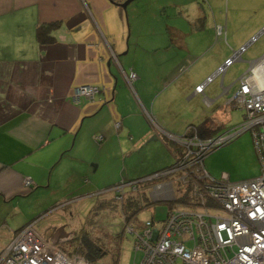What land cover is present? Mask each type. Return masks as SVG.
I'll use <instances>...</instances> for the list:
<instances>
[{
	"label": "crops",
	"instance_id": "0c3cea01",
	"mask_svg": "<svg viewBox=\"0 0 264 264\" xmlns=\"http://www.w3.org/2000/svg\"><path fill=\"white\" fill-rule=\"evenodd\" d=\"M124 1L0 0L2 211L1 205L15 203L20 212L19 200L39 197L34 207L38 212L47 209L36 218L41 219L56 205L62 207L68 196L100 195L95 191L119 180L146 178L172 166L175 156L161 131L179 137L175 133L204 121L212 127L210 118L199 121L203 108L223 114L233 107L231 97L217 102L237 85L250 62L264 55L243 61L251 44L238 61L247 63L244 73L225 85L233 63L223 77H215L197 93L232 50L245 46L264 28V0L155 3L147 26L140 28L131 20L134 8L117 5ZM53 22L60 24L54 42L41 47L36 27ZM214 26L225 27L226 41L221 42L228 50L215 39ZM138 49L144 57L139 58ZM204 50L216 56L202 67ZM129 51L138 63L122 57ZM122 69L136 74L131 85ZM216 79L221 90L211 86ZM84 84L98 86L100 94L92 101L74 100L73 90ZM95 136L102 137L101 143ZM144 149L152 155L136 160L135 154ZM102 173L109 180L105 185L98 179ZM39 222L34 220L33 228ZM27 224L0 232V251ZM47 224L36 230L45 240L61 241L68 235H61V229L47 235L52 226Z\"/></svg>",
	"mask_w": 264,
	"mask_h": 264
},
{
	"label": "built area",
	"instance_id": "2783aa9c",
	"mask_svg": "<svg viewBox=\"0 0 264 264\" xmlns=\"http://www.w3.org/2000/svg\"><path fill=\"white\" fill-rule=\"evenodd\" d=\"M263 33L264 28L245 46L232 51L231 57L196 92L202 93L215 77H223L227 68L240 61L241 54ZM214 34L217 41H226L225 27L214 26ZM121 71L128 84L136 80L134 72ZM236 83L229 102L243 111V123L234 135L199 140L195 136L186 138L191 130L182 137L161 131L167 140L179 144V155L172 166L139 183L175 176L179 187L174 189L173 182H169L152 191V198L171 203L165 220L126 227V232L134 236V251L142 253L137 264H264V55L250 62ZM100 92L98 86L84 84L72 93L74 100L92 101ZM114 127L119 128V123ZM249 130L260 164L259 177L240 182H231L226 175L213 179L204 168V158L212 149ZM102 140L95 136L96 143ZM111 191L120 202L136 189L126 191L125 184L120 183ZM183 198L188 204L181 202ZM67 238L65 241L71 239ZM59 242L64 241L42 238L31 222L0 251V264H92L85 257L65 253Z\"/></svg>",
	"mask_w": 264,
	"mask_h": 264
},
{
	"label": "rangeland",
	"instance_id": "374dc122",
	"mask_svg": "<svg viewBox=\"0 0 264 264\" xmlns=\"http://www.w3.org/2000/svg\"><path fill=\"white\" fill-rule=\"evenodd\" d=\"M175 1L178 0H135L130 3L131 8H134L133 14H131V20L136 22L138 28L147 26L148 21L151 19L152 12L155 10V3H173ZM200 3L203 4V1ZM205 10L210 11L208 7H205ZM219 44L222 49L228 50L221 41ZM229 45L231 46L230 43ZM219 48L220 47H217L216 51H218ZM203 53L204 54L201 57L203 59L199 66L203 67L213 63L216 52L211 51L208 53L204 50ZM263 53L264 34L246 50L242 56V60H254L259 58ZM138 54L139 58L145 56V53L140 49H138ZM122 57L129 63L132 57L137 63L139 61L137 56H132V51H129V53L127 52ZM245 66H247V63L242 61L236 62L232 65L225 77V85H229L239 75L244 73ZM219 81V79H216L211 86L217 85L218 89L221 90ZM236 89L237 85L232 88L227 95L222 96L217 102V105L229 100ZM215 114L216 111H214V108L206 106L203 108L202 116L199 120L202 121L210 118L209 122H211V126L221 127V131L217 136H214L215 138L221 135H223V137L234 135L243 123V111L230 106L224 109L223 114ZM182 133H186L185 128L184 130H181V132L175 134L181 136ZM149 146H151V144H149ZM157 150L158 149H154L153 152ZM146 151L147 149H144L142 153H136L134 158H136V160L145 159L148 157L147 155H152L149 151H147L148 154H146ZM159 152L160 151L158 150L155 154H160ZM203 165L208 174L215 180H220L223 175H226L231 182L246 181L259 177L260 164L255 152L251 131H244L235 135L227 143L212 149L204 158ZM102 176L103 177H99L98 179L100 183L105 181L104 184L100 185H105L107 181H109L107 173H102ZM141 180H143V178L132 180L134 183L133 186H130L132 181L130 182V180L127 179L119 180L118 184H125L126 191H131L135 188L136 191L130 193L137 196L139 194L138 190L142 187L139 185V181ZM169 182H173L174 189H178L179 184L176 182L175 176H169L144 183V186H147L145 203L148 205L142 208L137 214L135 221H131L129 224H124L121 204L114 200V192L106 186L107 188H100L95 191L100 193V195L91 194L83 196V198H80L78 195L68 196L64 202L61 203L63 204L62 207H58V204L53 210L46 212V216L41 219L38 218L40 222L35 226L34 230L38 231V228L39 230L42 229L47 223V225H52L48 228L47 235H50L55 229H61V235H68L64 236V242H59L58 246L69 255H72V252H74V244L65 240L68 239L67 237L74 238L83 233L88 237L90 242L96 246L97 251L100 253V258L97 259V264H110L112 259L116 256L118 257V264H137L142 260V253L134 251V236L126 232V227L128 225L136 227L148 220H153L154 222L161 221L166 217L168 211L167 201L156 200L152 198L151 195L154 188ZM38 200L39 197L19 200L18 204L21 209L20 212L15 211V203L10 206L8 204L1 205V207L5 206V210L2 211V209H0V232L14 231L27 223L38 220L36 218L47 210L45 208L46 210L38 212L39 208L34 207V203ZM103 201L108 202L111 206L106 207L104 210L93 212L94 205ZM52 206H49V208Z\"/></svg>",
	"mask_w": 264,
	"mask_h": 264
},
{
	"label": "trees",
	"instance_id": "16d2710c",
	"mask_svg": "<svg viewBox=\"0 0 264 264\" xmlns=\"http://www.w3.org/2000/svg\"><path fill=\"white\" fill-rule=\"evenodd\" d=\"M59 25L60 24L57 22L48 23V24H39L35 30V38H36V42L38 43V45H40L41 47H44V46L52 44L54 42L53 33L58 29ZM190 130H191L190 133L197 131L200 134L201 138L203 139L212 138L215 135L211 131V129L207 127L205 121L199 125L192 126ZM167 146L170 148L172 153H174L175 157L179 155L180 148L178 146H176L174 143L170 141H167ZM144 183L145 182L139 183V185H141L142 187L140 188V190H138L139 194L137 196H134L130 193L129 195H126L122 199V201H120L124 224H129L131 221L134 222L139 211L148 205L145 203L146 194H147V186L146 185L144 186ZM116 185L109 186L108 189L111 190ZM114 200L117 201L116 199ZM181 202L184 204H188V201L185 200L184 198L181 200ZM167 205H168V210H169L171 203L167 202ZM108 206H111V204H109L108 202H104V201L98 202L96 205H94L93 212L104 210ZM165 218L163 220H165ZM68 242L74 244V247H73L74 252H72V255H79V256L85 257L92 264L98 263L97 259L100 258V253L97 251L96 246H94L90 242V240L85 234L82 233L80 234V236L71 238ZM110 264H118V257L117 256L114 257Z\"/></svg>",
	"mask_w": 264,
	"mask_h": 264
},
{
	"label": "flooded vegetation",
	"instance_id": "af4514ba",
	"mask_svg": "<svg viewBox=\"0 0 264 264\" xmlns=\"http://www.w3.org/2000/svg\"><path fill=\"white\" fill-rule=\"evenodd\" d=\"M209 128V127H208ZM209 129H211V131L215 134L214 136H217V134L221 131V127H219V126H212V127H210ZM162 133V132H161ZM196 137V138H198L199 140H203V138H201V136H200V134L197 132V131H195V132H193V133H189V135L186 137V138H188L189 139V137ZM179 137H182V136H179ZM217 138V137H216ZM211 139H215V137H212ZM169 141V140H168ZM170 142H172V143H174L176 146H179V144L176 142V141H170Z\"/></svg>",
	"mask_w": 264,
	"mask_h": 264
},
{
	"label": "water",
	"instance_id": "95a60500",
	"mask_svg": "<svg viewBox=\"0 0 264 264\" xmlns=\"http://www.w3.org/2000/svg\"><path fill=\"white\" fill-rule=\"evenodd\" d=\"M133 1H135V0H126V1H124V2H122V3H118L117 5L120 7V8H122V9H126V7L131 3V2H133ZM250 46V45H249ZM248 46V47H249ZM247 47V48H248ZM246 48V49H247ZM107 65H109V63L107 64Z\"/></svg>",
	"mask_w": 264,
	"mask_h": 264
}]
</instances>
